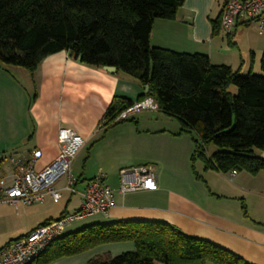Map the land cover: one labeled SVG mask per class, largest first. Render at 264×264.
Masks as SVG:
<instances>
[{
	"label": "crops",
	"instance_id": "crops-1",
	"mask_svg": "<svg viewBox=\"0 0 264 264\" xmlns=\"http://www.w3.org/2000/svg\"><path fill=\"white\" fill-rule=\"evenodd\" d=\"M221 8V0H184L174 18L153 22L149 42L206 54L212 64L248 72L253 69V58L264 50V31L260 33L254 22L239 18L230 33L220 27L212 34L211 19L220 16ZM143 91L136 79L107 71L104 66L85 65L66 51L47 55L33 73L0 64V155L7 157L0 163L2 172L8 171L10 159L29 157L34 149L41 151L34 162L36 168L51 161L58 151L61 127L73 129L84 140L71 165L75 191L61 190L58 201L48 199L58 203L65 198L59 214L45 216L41 208L43 215L36 223L7 241L69 212V204L76 209L85 184L100 171L104 183L113 188V203L106 213H99V221H164L250 263L264 264V169L255 174L237 171L230 178L227 173L205 170L201 161H196L193 172L189 160L192 134L179 133L180 124L171 116L154 117L157 109L135 111L128 116L134 120L103 129L102 115L114 97L135 98ZM138 112L143 113L137 116ZM255 154L264 158V149L255 150ZM145 163L154 167L156 188L120 194L118 169ZM46 198L31 205H42ZM106 246L93 248L92 256L115 255ZM123 249L121 252L131 250L133 245Z\"/></svg>",
	"mask_w": 264,
	"mask_h": 264
},
{
	"label": "trees",
	"instance_id": "trees-1",
	"mask_svg": "<svg viewBox=\"0 0 264 264\" xmlns=\"http://www.w3.org/2000/svg\"><path fill=\"white\" fill-rule=\"evenodd\" d=\"M183 1L0 0V63L33 73L47 55L66 51L85 65L114 66L144 91L135 98L114 97L102 115L103 129L134 120L116 117L150 97L158 111L178 120L179 133L192 134L193 172L194 163L201 161L205 170L255 174L264 169V158L255 154L264 149V75L251 68L243 75L229 65L212 64L206 54L149 42L153 22L174 18ZM211 27L216 34L219 15ZM260 68L264 73V50ZM210 145L216 150L209 153ZM120 241H132L133 249L92 256L84 264H253L169 223L146 220L97 222L61 234L31 264H49Z\"/></svg>",
	"mask_w": 264,
	"mask_h": 264
},
{
	"label": "built area",
	"instance_id": "built-area-1",
	"mask_svg": "<svg viewBox=\"0 0 264 264\" xmlns=\"http://www.w3.org/2000/svg\"><path fill=\"white\" fill-rule=\"evenodd\" d=\"M245 19L254 22L260 33L264 31V0H225L220 11V27L230 33L236 21ZM155 101L147 97L126 108L116 117L124 119L141 109H156ZM84 140L73 129L61 127L57 132L58 151L55 157L41 168L34 162L41 157V151L34 149L29 157L10 159L8 171L0 170V203L31 205L42 202L46 197L58 201L61 190L75 191L76 177L71 165L81 149ZM7 157L0 155V163ZM237 171L227 174L232 177ZM64 178L63 185L55 184ZM156 188V173L153 165L145 163L118 169L120 194ZM113 203V188L104 183L102 173L97 172L87 181L81 192L78 207L61 217L35 226L9 243L0 246V264H31L47 245L61 234L63 226L80 218L106 213Z\"/></svg>",
	"mask_w": 264,
	"mask_h": 264
},
{
	"label": "rangeland",
	"instance_id": "rangeland-1",
	"mask_svg": "<svg viewBox=\"0 0 264 264\" xmlns=\"http://www.w3.org/2000/svg\"><path fill=\"white\" fill-rule=\"evenodd\" d=\"M259 56H260V53L257 54L255 58H253L252 73L264 75V73L262 72L260 68V57ZM248 67L249 65H247V68ZM239 73L244 75L247 73V69L242 68L241 70H239ZM234 89L235 88H233V91H235ZM4 102L5 104H9L10 101H7L8 103H6V101ZM142 113L143 112H138L137 116ZM155 113L156 114L154 117L158 115V116L164 117V119H169L165 116V114H163L160 111L156 110ZM170 119L174 121V123H177L178 121L176 118L172 116L170 117ZM208 150L209 152H212L216 150V147L214 145H210L208 147ZM79 162L80 161L77 160L75 163V166H77ZM63 182H64V178L58 181L55 184V187H59L58 185L62 184ZM48 199L50 198H46L45 202L42 205L20 206L17 210H15L13 206L0 205L1 206L0 207V245L3 244L5 241H7L9 238H13L20 232H23L26 226H31L32 224L36 223L39 217L43 215L42 213H40L41 208L46 211L44 214H47V215L45 216H48V215L51 217L57 216L60 210L63 208V203H64L63 199L65 198H62L58 203H54L52 201L50 202ZM72 199H76V197L73 196ZM72 206H73V203L68 205V209H70L69 212L73 210ZM99 218H100V214H94V215L87 216L84 218L76 219L66 224L65 226H63L61 234L77 230L88 224L103 222V221H99ZM126 242H128L129 244ZM105 245H107L106 248L109 249L112 253L117 254L121 252V250H124L123 248H126V249L132 248L133 242L132 241H120V243L111 242V243H105ZM92 254H94L93 248L85 252H82L80 254H76L73 256H67L61 260H58L56 264H84L88 258L92 257Z\"/></svg>",
	"mask_w": 264,
	"mask_h": 264
},
{
	"label": "water",
	"instance_id": "water-1",
	"mask_svg": "<svg viewBox=\"0 0 264 264\" xmlns=\"http://www.w3.org/2000/svg\"><path fill=\"white\" fill-rule=\"evenodd\" d=\"M104 68L107 70V71H115L116 70V67L114 66H104ZM147 90V86H145V91Z\"/></svg>",
	"mask_w": 264,
	"mask_h": 264
}]
</instances>
